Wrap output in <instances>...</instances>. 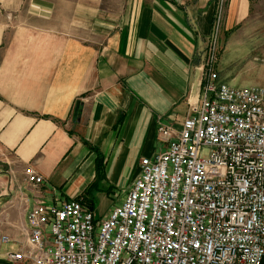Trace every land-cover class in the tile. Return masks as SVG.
<instances>
[{"label":"crops","instance_id":"crops-1","mask_svg":"<svg viewBox=\"0 0 264 264\" xmlns=\"http://www.w3.org/2000/svg\"><path fill=\"white\" fill-rule=\"evenodd\" d=\"M218 6L222 37L264 0H0V264L38 196L92 198L101 218L165 147L158 123L179 130L198 102Z\"/></svg>","mask_w":264,"mask_h":264},{"label":"built area","instance_id":"built-area-1","mask_svg":"<svg viewBox=\"0 0 264 264\" xmlns=\"http://www.w3.org/2000/svg\"><path fill=\"white\" fill-rule=\"evenodd\" d=\"M223 2V0H219ZM206 40L198 102L179 130L158 123L165 147L104 217L79 201L36 198L13 264H262L264 87H231L215 67L220 12ZM25 181L39 193L44 178ZM26 203L27 198L23 197ZM0 236V243H9Z\"/></svg>","mask_w":264,"mask_h":264},{"label":"rangeland","instance_id":"rangeland-1","mask_svg":"<svg viewBox=\"0 0 264 264\" xmlns=\"http://www.w3.org/2000/svg\"><path fill=\"white\" fill-rule=\"evenodd\" d=\"M106 1L109 3V0ZM231 34L218 37L215 67L219 78L235 88L264 87V6H252L251 17L236 27ZM124 192L121 188L117 193H113L115 197L111 200L108 198L98 200L96 203L98 217H104L109 206L117 204ZM86 207L88 208V205ZM21 235L23 239L20 236L14 240V243L19 244L17 250L28 248L26 237L23 233Z\"/></svg>","mask_w":264,"mask_h":264},{"label":"trees","instance_id":"trees-1","mask_svg":"<svg viewBox=\"0 0 264 264\" xmlns=\"http://www.w3.org/2000/svg\"><path fill=\"white\" fill-rule=\"evenodd\" d=\"M95 185H90L87 189H86V191H85V194L87 195V194H91L93 191H95ZM86 206L88 205V207L90 208V209H92L93 208V205H94V203H93V199L91 198V200H87V199H84V202H83ZM262 264H264V257H263V260H262Z\"/></svg>","mask_w":264,"mask_h":264},{"label":"water","instance_id":"water-1","mask_svg":"<svg viewBox=\"0 0 264 264\" xmlns=\"http://www.w3.org/2000/svg\"><path fill=\"white\" fill-rule=\"evenodd\" d=\"M76 114H77V107H76V109H75V114H74L75 119H76ZM75 119H74V120H75Z\"/></svg>","mask_w":264,"mask_h":264}]
</instances>
